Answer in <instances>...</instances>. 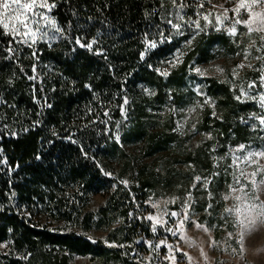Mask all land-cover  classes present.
Segmentation results:
<instances>
[{
	"label": "trees",
	"instance_id": "trees-1",
	"mask_svg": "<svg viewBox=\"0 0 264 264\" xmlns=\"http://www.w3.org/2000/svg\"><path fill=\"white\" fill-rule=\"evenodd\" d=\"M55 2L58 10L53 15L58 22L66 28L71 22L67 33L71 40L78 36L91 40L100 32L96 47L104 55L60 39L51 46L44 42L36 45L38 59L33 58L32 49L17 45L19 58L10 60L5 52L10 37L0 32V97L4 101L0 103V160L7 161L0 163V244L8 243V251L0 253V264H72L74 255L136 264L129 259L132 247H126L121 255L117 247L78 233L81 212L75 205L106 193L96 224L110 226L116 218L122 221L108 231L106 239L141 244L143 237L149 236V222L137 217L152 211L146 203L148 191L154 187L152 177L133 172L125 187L119 178L114 180L104 171L123 158L125 146L154 140L156 135L146 120L149 112L181 100L179 92L187 85L191 60H207L215 40L225 45L230 40L225 33L207 36L202 46L164 78L153 65L173 53L180 42L158 43L145 60L140 59V52L149 28L152 33L157 32L156 25L168 29L165 0ZM262 63L260 59L259 76ZM33 64L37 80L27 78L33 75ZM205 83L206 95L215 106L204 108L201 129H215L219 150L264 137V131L252 127L258 120H249L246 125L241 119L261 113L254 104L236 100L228 84L211 76ZM125 98L128 103L122 114L120 106ZM216 109L218 114L213 115ZM13 132L16 135H11ZM69 136L79 143H71ZM168 140H157L148 155L164 150ZM186 162H200L208 169L213 164L203 150L188 154ZM90 214L84 216L87 222L92 221ZM67 223L76 229L62 228ZM164 253L161 247L160 258Z\"/></svg>",
	"mask_w": 264,
	"mask_h": 264
},
{
	"label": "rangeland",
	"instance_id": "rangeland-1",
	"mask_svg": "<svg viewBox=\"0 0 264 264\" xmlns=\"http://www.w3.org/2000/svg\"><path fill=\"white\" fill-rule=\"evenodd\" d=\"M181 2L182 0H175L174 5L173 0H165L167 12L165 22L168 29L163 28V30L167 31L174 42H180V44L173 53L157 62L155 66L153 65L156 71L159 70L158 74L162 75V72L167 71L170 75L187 55L194 53L197 47L203 45L207 36L225 33L230 40L228 44L230 46L215 40L209 47L207 60L202 61L199 57L191 60L186 78L187 85L179 92L182 99L152 110L146 117L149 130L156 135L154 140L125 146L123 158L109 164L113 170H106V172L110 173L111 175L107 176L114 180L118 178L120 181L127 180L128 185L133 172L143 177H152L154 187L148 191L146 203L152 208L149 214L153 215L156 214L157 209L149 203L150 197L153 202L174 201L166 206L161 203V209L166 207L169 212H180L182 206L188 203V193L191 192L193 201L189 208V221L178 227L179 220L183 216L179 218L166 216L165 219L168 220L166 227L177 232V235L173 236L165 230V227L160 226L157 232L153 233L151 222L146 220L149 222L150 234L143 237L141 244L135 241L134 243L131 241L114 243L125 245L123 248L117 247L121 255L126 253V247H132L129 259L136 264H149L150 258L151 264H264V223L260 222L261 218L258 215L261 207L264 206V184L259 182L264 180V176L252 175L264 168V159L252 160L251 165L245 168L246 174L243 178L234 180V172L239 177V171L231 167L229 150L235 149L240 144L229 146L225 151H221L215 139V129L211 131L201 129L204 108L206 105L212 108L215 106V102L205 92L206 78L211 76L219 82L228 84L234 91L235 98L239 95L240 88L242 86L246 88L252 81L257 82V87L252 90L254 93L264 91V87L259 84L261 76L257 74V65L260 61L257 57L264 56V53L258 52L257 48L264 46V32L249 33L247 27L241 24L237 26V35L232 36L227 30L217 31L213 26L204 27L207 21L202 17L205 14H208L214 23L216 15H223L225 8L230 10L229 17L236 19L235 12L231 10L236 8L239 0H183L186 5L183 10L185 20H199L203 30H197L192 25L182 28L183 35H178L167 21L174 20V13ZM255 11L261 12L264 8L257 7ZM241 12L240 18L247 20L249 11L243 9ZM180 23L184 22L180 21ZM189 40L191 43H186ZM245 51L248 52L247 59H245ZM173 64H175L174 67ZM242 64L244 67H237ZM194 67L202 69L204 75H198L192 71ZM146 89L142 90L149 93V89L145 91ZM198 90L203 95H197ZM205 98L213 103L204 104ZM249 102L259 111L264 112L257 102L251 100ZM189 109L194 110L189 112ZM214 113L218 114V110L216 109ZM181 125L182 128L178 127ZM209 135L211 139L208 138ZM166 139L169 140L164 150L148 155L157 140L165 141ZM261 142V139L255 138L243 144L259 147ZM200 150L209 153L213 163L211 169L200 162H186L188 154L195 155L200 153ZM240 167L244 165L241 164ZM197 175L207 178L211 183L207 185L196 183ZM194 184H196L195 188H193ZM107 197L106 193L95 194L85 204L79 202L75 207L81 212L78 233L94 240L101 239L109 246L110 242L106 239L108 231L120 225L122 221L116 218L111 221L110 226L105 223L99 226L96 224L95 221L99 219V210L106 204ZM242 212H249L250 215L255 216L257 225L254 229L246 230L243 227ZM87 213H91L89 219L92 221L87 222L84 219ZM62 228L76 229V226L67 223ZM162 240L166 241V245L162 246L165 248V253L160 258L161 248L154 253L148 247V242L159 244ZM7 244H0L5 245L0 246V253L8 251ZM169 245L172 246L171 252L174 255H170ZM71 263L122 264L120 260L78 255L72 257Z\"/></svg>",
	"mask_w": 264,
	"mask_h": 264
},
{
	"label": "snow or ice",
	"instance_id": "snow-or-ice-1",
	"mask_svg": "<svg viewBox=\"0 0 264 264\" xmlns=\"http://www.w3.org/2000/svg\"><path fill=\"white\" fill-rule=\"evenodd\" d=\"M67 2L70 3V0H67ZM173 4L175 5V0H173ZM186 5L183 3V0L179 7L176 9L174 13V22L173 19H169L167 21V24L171 26L172 29L175 30V33L178 35H183L182 28L184 27H191L192 25L195 26L197 30H203L201 28L199 20H185V14H184V8ZM257 7L264 8V0H239V3L237 4L235 9H232L231 11L235 12L236 19H231L228 15L229 9L225 8L223 15H216L215 22L209 18L208 14H205L202 18L207 21V23L204 25V27L213 26L216 27L217 31L221 30H227L229 35L236 36L238 29L237 26L243 24L247 27V30L249 33H252L254 31L256 32H264V11L256 12L255 9ZM247 9L249 11V18L247 20L241 19L242 12L241 10ZM55 10H58V4L55 2V0H0V32L3 33L4 36L10 37L8 41V46L5 49V52L7 53L6 58L7 59H17L19 58V48H17V45L26 46L30 49H32V55L33 58L38 59L37 57V49L36 45H38L41 42L48 43L50 46L60 39H69L70 42H73L75 45H78L80 48H85L88 51L94 52L96 55H104V52L101 48L95 47V45L98 44L99 37L101 35L100 32L97 33V36L92 38L91 40H86L83 36H78L74 39V41L71 40V37L67 34L68 30L71 29L72 25L71 22L66 27L62 26L58 19L53 15V12ZM72 14L74 16H77L78 13L73 9ZM199 14V13H198ZM150 15L146 13V16ZM180 21H183L184 23H180ZM255 26V27H254ZM157 29L156 33H152L151 29L147 30L144 34V49L140 52V59L145 60L148 53L152 52V50L156 49L158 47V43H162L168 40H171V36H166L163 29L160 28L159 25L155 26ZM157 36L160 38L157 40ZM186 43L190 44L191 40L186 41ZM258 52L264 53V46L257 48ZM248 57V52L245 51V59ZM105 58L106 55H105ZM177 59H179L177 57ZM257 59L264 60V56H258ZM171 63V62H169ZM173 67L175 64L172 65ZM251 67V65H249ZM151 68L152 65H149ZM237 67H244V65H238ZM21 71L23 72L24 69L21 68ZM157 71H159L157 69ZM196 74L198 75H204V71L200 69L199 67H194L192 69ZM219 71V69H218ZM261 77L259 80V84L261 87H264V63L261 65ZM32 73L33 75L28 76L27 78L29 80H37L38 75L36 65L33 64L32 66ZM164 76H168L169 73L167 71H164L161 73ZM235 74V70H234ZM85 87L91 88V85H85ZM257 87V82L252 81L247 84V87H241L239 95L236 97L237 100L241 102L245 101H255L259 104L261 109H264V91L254 93L252 90ZM42 91V89H41ZM147 91V89L145 90ZM152 94V93H149ZM197 95H203L199 90L197 91ZM35 99V98H34ZM3 98L0 97V103H3ZM35 102L39 103L38 99H35ZM128 100L127 98L124 99L123 104L120 106L121 113L123 114L125 112L124 105H127ZM213 103L208 98H205L204 104ZM202 106V105H201ZM47 107H52L51 104H47ZM194 109H189V112L193 111ZM106 116L108 115L107 112L104 113ZM40 115V113H38ZM215 115V113H213ZM242 122L246 125L249 123V120H258V124L252 125L254 129L259 128L260 131H264V112H261L260 114H252L251 117L248 119L241 118ZM36 124H39V121L35 122ZM182 128L181 126H178ZM27 131V129H25ZM11 135H16V133H11ZM211 139V136L208 137ZM68 139L71 141V143L76 144L79 143L77 140H73L71 136L68 137ZM261 139V144L259 147H255L254 145H246V144H240L235 149L230 148V154H231V167L239 171V177L235 175L234 172V180L236 179H242L245 173V168L249 165H251L252 160H260L264 159V137H259ZM117 142H119V136L117 135ZM81 152L87 156V152L84 151L83 147H81ZM37 159H40V157H37ZM0 163L6 164V160H0ZM244 165V167H240V165ZM105 175H111L108 172L104 173ZM215 175V174H214ZM252 175L258 177V176H264V168H261L258 172L253 173ZM196 183H205L210 184L211 181L207 180V178H203L199 175L195 177ZM261 184H264V180L259 181ZM126 187L128 186V181L124 180L121 181ZM234 186H238V184H234ZM196 187V184L193 185V188ZM14 196L15 193H12ZM193 201L192 193H188V203H185L182 206V210L180 212L177 211H171L169 212L167 208L161 209V203H163L165 206L169 203H174V201H156L153 202L151 200V197L149 198V203H151V206L155 209H157V212L155 215L149 214L146 217H137L138 219H145L147 221L151 222V231L153 233L157 232L158 226L165 227V230L170 232L173 236L177 235V232L173 229H168L166 225L168 224V220L165 219L166 216L179 218L183 216L182 219L179 220L178 227H181L185 224V222L189 221V208L190 204ZM17 208H19V205H17ZM3 208L0 207V211H2ZM244 216V220L242 221V225L246 230H252L257 225V219L255 216H252L249 214V212H242L241 213ZM132 214L130 213V216ZM259 217L261 218L260 222L264 223V206L261 207L260 212L258 213ZM11 231V230H10ZM166 245V241L162 240L159 244H153L151 241L148 242V247L153 250L155 253L156 250H159L162 246ZM5 246V245H0ZM110 247H125V245L120 244L117 245L114 242L109 243ZM170 249V255H174V253L171 252L172 246H168ZM26 258V257H25ZM149 264H151V258L149 259Z\"/></svg>",
	"mask_w": 264,
	"mask_h": 264
}]
</instances>
